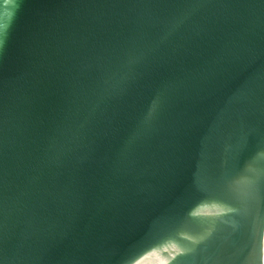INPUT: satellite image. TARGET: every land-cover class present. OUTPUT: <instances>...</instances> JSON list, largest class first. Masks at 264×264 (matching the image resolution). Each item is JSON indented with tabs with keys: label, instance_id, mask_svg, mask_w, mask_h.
Instances as JSON below:
<instances>
[{
	"label": "water",
	"instance_id": "water-1",
	"mask_svg": "<svg viewBox=\"0 0 264 264\" xmlns=\"http://www.w3.org/2000/svg\"><path fill=\"white\" fill-rule=\"evenodd\" d=\"M0 264H264V0H0Z\"/></svg>",
	"mask_w": 264,
	"mask_h": 264
}]
</instances>
